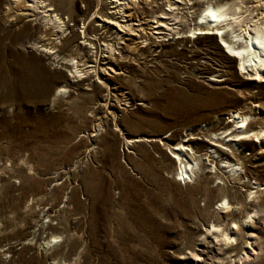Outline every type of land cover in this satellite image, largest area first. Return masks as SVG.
Wrapping results in <instances>:
<instances>
[{
    "label": "rangeland",
    "instance_id": "obj_1",
    "mask_svg": "<svg viewBox=\"0 0 264 264\" xmlns=\"http://www.w3.org/2000/svg\"><path fill=\"white\" fill-rule=\"evenodd\" d=\"M46 1L60 28L46 9L5 14L12 0H0L1 27L32 25L5 41L19 56L4 72L22 85L0 71V264H201L200 250L204 264H264V77L192 35L207 3L239 5L250 22L262 0H139L130 23L168 9L174 29L123 40L105 24L110 0ZM233 112L250 115L246 136L228 137L242 133ZM188 139L200 154L182 183L172 147ZM247 245L259 254L246 259Z\"/></svg>",
    "mask_w": 264,
    "mask_h": 264
},
{
    "label": "bare ground",
    "instance_id": "obj_2",
    "mask_svg": "<svg viewBox=\"0 0 264 264\" xmlns=\"http://www.w3.org/2000/svg\"><path fill=\"white\" fill-rule=\"evenodd\" d=\"M138 1L139 0H110L112 9V12H110L111 18H107V22H105L106 20L103 19L102 22L104 21L105 24L108 23V25H114L117 31L115 33V36L116 38H118V40H123V37L119 35L128 34L135 35L141 38L142 35H161L162 33H164V31H166L168 34L171 29H174L169 28L166 24V22L169 21V18H172L171 15L166 13L168 9L166 10V12L164 11L162 12V14L151 17L150 19H140L137 20L136 23H130L132 13L129 10V7H131V5L135 6ZM142 1L143 3L154 2V0ZM97 3L99 5L100 1L97 0ZM260 3H262L260 5L262 7V10H264V0H262ZM166 6H168L169 9L171 8L168 0ZM7 7L8 8H6L4 11L5 14L9 12L12 7H15L17 9L16 11L24 10L28 12L26 13L27 15H31L40 8L46 9L44 11L45 20L48 23H57L58 27L60 28L61 19L57 16V14H50L54 12V8L51 4L47 3L46 0H12L10 6ZM33 16H35V14H33ZM31 26L32 25L28 22H24L23 26L21 25V27H18V29L14 30L11 28V26H0V71L3 72L2 79L4 80V83L9 84L10 86L22 85V83L24 82V77L17 76L16 78H12L8 72H4L3 67L7 65L12 66V64H14L6 63L8 52L16 56V59L19 56L9 48L4 51L6 47L5 41L9 40V43L13 45L18 39H20L22 35L28 34L29 28H31ZM192 35L214 36L218 39V44L224 50V53L229 56V58L237 61L238 70H242V72H254V74L252 75L255 76V80L264 77V75H262L264 74V12H261L260 16H258L255 21L245 22L241 12V7L239 5L232 6L227 2H219L217 4L207 3L197 18L196 27L192 30ZM145 41L146 39L143 42ZM108 48L113 52L115 50L112 48V46H108ZM116 54H119V51H116ZM16 64H19V62H16ZM69 72L70 74L75 76L81 75L83 71L76 67L75 64H73L72 69ZM65 92L66 89L62 87L58 90V93L60 94H64ZM249 117L250 115L247 114L233 112V114L229 117L230 122H234L236 124L235 128L237 130H242V133H235L234 130L228 135V137H238L239 135L246 136L248 134L246 132V129L248 128ZM227 131L225 130L224 132L227 133ZM202 134H207V131L204 130V133ZM261 134L264 133H262L261 131L259 135ZM190 135L192 136L193 134ZM210 136L211 137L208 141L210 151L215 155H217V152L225 153L217 146V143L220 140V138H218V135L210 132ZM255 138H258V136H256ZM190 139H192V137ZM190 139L181 141L177 145H174L172 147V153L176 157L180 165V172L176 174V176L179 177V180H175L177 182L182 181V183H185L186 179L192 180L194 174H196L194 171V167L196 165V160L199 159L198 155L200 154V152L194 151L191 148ZM238 140L240 141V139L235 138L233 140L230 139L229 141L237 142ZM227 168L231 169L230 171L238 170V167L234 164H227ZM227 205L228 202L223 199V206ZM183 214L184 216L189 217L190 211L188 209H184ZM208 231L210 232L213 230L208 229ZM224 238L226 239L225 241H229L232 239V237H229L228 234H225ZM217 239L218 237L216 235L212 237V239L210 240L209 248L213 249L214 247H217ZM234 240L235 238H233L232 241ZM255 243L253 242V246H255ZM247 244L249 243L247 242ZM251 246H246L247 248H249V253L245 252L244 254L246 259L259 254V249ZM209 252L210 251L207 250H200L198 253H192L190 258L194 262L204 264V262L209 260Z\"/></svg>",
    "mask_w": 264,
    "mask_h": 264
}]
</instances>
